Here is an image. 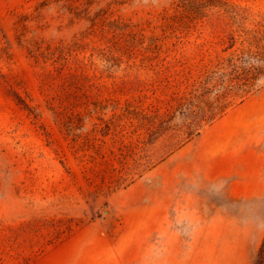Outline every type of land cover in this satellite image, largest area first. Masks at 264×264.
Segmentation results:
<instances>
[{
  "label": "rangeland",
  "instance_id": "rangeland-1",
  "mask_svg": "<svg viewBox=\"0 0 264 264\" xmlns=\"http://www.w3.org/2000/svg\"><path fill=\"white\" fill-rule=\"evenodd\" d=\"M211 4L0 0V264H250L264 76L182 147L138 149L185 78L264 49V0Z\"/></svg>",
  "mask_w": 264,
  "mask_h": 264
},
{
  "label": "trees",
  "instance_id": "trees-1",
  "mask_svg": "<svg viewBox=\"0 0 264 264\" xmlns=\"http://www.w3.org/2000/svg\"><path fill=\"white\" fill-rule=\"evenodd\" d=\"M176 7L190 17L201 15L213 0H172ZM222 2V1H221ZM218 10L229 17L242 19L230 6L223 3ZM240 22V21H239ZM233 45H227L231 48ZM264 76V49L251 47L233 50L225 57L200 67L198 74L185 78L180 93L171 97V103L164 111L153 109L143 113L145 135L138 149L162 137L168 141V153L182 147L199 136L206 126L220 117L236 100L242 102L256 91V83ZM234 101V102H233ZM232 103V104H231ZM145 167L150 160L144 162ZM250 264H264V231L258 247L250 258Z\"/></svg>",
  "mask_w": 264,
  "mask_h": 264
}]
</instances>
